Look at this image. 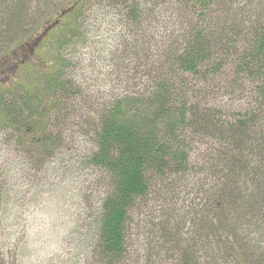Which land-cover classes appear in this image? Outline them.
Listing matches in <instances>:
<instances>
[{
	"label": "trees",
	"instance_id": "obj_1",
	"mask_svg": "<svg viewBox=\"0 0 264 264\" xmlns=\"http://www.w3.org/2000/svg\"><path fill=\"white\" fill-rule=\"evenodd\" d=\"M102 19L106 93L74 63ZM24 179L83 210L48 264H264V0H0V264Z\"/></svg>",
	"mask_w": 264,
	"mask_h": 264
},
{
	"label": "rangeland",
	"instance_id": "obj_2",
	"mask_svg": "<svg viewBox=\"0 0 264 264\" xmlns=\"http://www.w3.org/2000/svg\"><path fill=\"white\" fill-rule=\"evenodd\" d=\"M97 23H99V26L93 30L94 33L89 35L86 43V45L90 44V46L86 48V45L85 47L82 45L79 50L80 61L76 60L74 63L76 65L77 63H83L87 67L85 75H83L84 72L77 69V78L83 79L86 76L88 86L95 83L101 88L102 93H106L105 82L102 78L107 79L106 77L112 74V70L106 64L98 67L96 63H108L107 61L102 62L101 58L109 55L111 45L115 46L119 30H117V24L107 19H102ZM11 67L12 64L8 65L6 70H11ZM83 113L80 112L79 116ZM73 121L71 120V122ZM23 178L24 175H22L21 179ZM70 182L71 180L63 184V181L58 182V179H52L46 182L45 185L43 183L39 185L38 181L28 179L17 182V187L21 186L20 188L23 191H29L32 194L36 192L46 194V196L44 195L46 203L41 207H36L35 210L31 209L32 213L27 215L29 235L26 239L28 254L24 260L25 264H48L49 259L53 255L60 254L67 258L70 254L75 253L69 233L76 214L83 210L78 200L75 199L77 191H75V187ZM58 184H63L58 193H64L60 204L59 202L51 201V199L48 200V197H51L55 192Z\"/></svg>",
	"mask_w": 264,
	"mask_h": 264
}]
</instances>
